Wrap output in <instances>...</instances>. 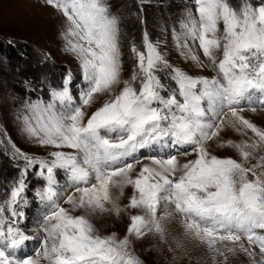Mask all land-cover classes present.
I'll list each match as a JSON object with an SVG mask.
<instances>
[{"label": "snow or ice", "instance_id": "snow-or-ice-1", "mask_svg": "<svg viewBox=\"0 0 264 264\" xmlns=\"http://www.w3.org/2000/svg\"><path fill=\"white\" fill-rule=\"evenodd\" d=\"M44 3L65 20L66 50L79 61L85 86L74 96L69 72L49 99L24 102L23 131L53 150L47 157L14 151L25 167L0 201V264H144L134 241L152 233L166 239L164 221L177 214L185 235L214 253L224 255L219 244L255 257L258 247L264 261V155L251 163L264 148V128L243 114L245 106L264 107V0H193L183 31L173 29L184 58L214 75L174 67L145 31L143 50L131 46L135 64L127 79L120 22L107 0ZM228 129L246 138H222ZM223 148L239 158L215 154ZM33 168L44 186L35 192L42 211L30 236L20 209ZM132 209L142 212L130 215L123 237L101 235L91 219ZM29 243L32 254L24 251Z\"/></svg>", "mask_w": 264, "mask_h": 264}, {"label": "rangeland", "instance_id": "rangeland-1", "mask_svg": "<svg viewBox=\"0 0 264 264\" xmlns=\"http://www.w3.org/2000/svg\"><path fill=\"white\" fill-rule=\"evenodd\" d=\"M230 2L237 6L240 0ZM251 2L257 6L262 0ZM107 3L120 22L125 79L130 77L135 64L131 46L135 43L143 50L145 31L153 42H159L161 51L174 67H180L192 75L215 74L210 68H200L195 62L185 59L174 40L173 29L176 32L183 31L181 21L189 11H194L193 0H107ZM64 28L63 16L47 6L44 0H0V201L7 199L6 194L20 179L21 171L25 167V162L14 155L15 149L44 157L53 150L40 147L23 131V121L18 117L23 112L24 102L36 100L38 97L49 99L50 91L62 87L69 72L73 78L74 96L78 98L79 89L85 86L79 61L66 50V41L62 36ZM192 47L203 60L198 44ZM167 71L170 70H165ZM158 74L161 75L163 83L175 87L165 74ZM97 106L99 103L88 111H94ZM260 113L264 114V107L256 106V111L253 112L251 106H245L243 112L246 118L264 128V119H259L256 115ZM228 133L226 139L239 141L246 138L231 129ZM251 136L253 134L249 131L248 137ZM215 154L239 158L236 150L231 148L215 149ZM261 155H264V148L254 152L251 163H256ZM35 172V168L28 171L25 179L27 203L20 209L24 212V218L20 220L21 226L30 236L36 235L35 222L42 211L35 192L44 186L42 178L35 175ZM57 180L60 184L65 183L62 172L58 171ZM131 193V188L125 190L121 204L128 203ZM141 212L142 210L132 209L122 212L118 217L95 214L91 219L101 235L116 232L123 237L131 223L130 215ZM164 223L167 228L166 239L162 240L158 234L152 233L134 241V251L143 259L144 264H264L258 247L255 248V257H249L238 246L234 253L227 252L219 244L218 247H221L224 255L214 253L206 244L185 235L178 214ZM242 239L248 246L246 238ZM178 244L180 247H177ZM227 246L233 247L230 242ZM34 247V244L29 243L24 251L32 254Z\"/></svg>", "mask_w": 264, "mask_h": 264}, {"label": "bare ground", "instance_id": "bare-ground-1", "mask_svg": "<svg viewBox=\"0 0 264 264\" xmlns=\"http://www.w3.org/2000/svg\"><path fill=\"white\" fill-rule=\"evenodd\" d=\"M256 115L258 116L259 119H262V120L264 119V114L260 113V114H256ZM228 131H229V129L226 132L221 133V136L224 135V136H222V138L224 137V139H226L225 137L229 136ZM213 147H215V145H213Z\"/></svg>", "mask_w": 264, "mask_h": 264}, {"label": "trees", "instance_id": "trees-1", "mask_svg": "<svg viewBox=\"0 0 264 264\" xmlns=\"http://www.w3.org/2000/svg\"><path fill=\"white\" fill-rule=\"evenodd\" d=\"M1 44V43H0ZM2 48V46L0 45V49Z\"/></svg>", "mask_w": 264, "mask_h": 264}]
</instances>
